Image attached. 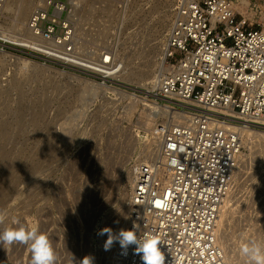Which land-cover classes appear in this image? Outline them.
Returning <instances> with one entry per match:
<instances>
[{
  "label": "rangeland",
  "instance_id": "obj_1",
  "mask_svg": "<svg viewBox=\"0 0 264 264\" xmlns=\"http://www.w3.org/2000/svg\"><path fill=\"white\" fill-rule=\"evenodd\" d=\"M18 1L11 0L10 10L0 15V136L5 128L11 140L1 143L7 148L14 144L16 158L15 173L2 176L5 220L0 232L36 228L48 235L57 264H80L86 257L90 264H102L108 237L98 233L105 227L116 233L124 201L113 202L103 192L90 201L85 191L103 188L108 175L126 182L130 168L151 157L146 156V140L136 132L134 141H124L127 128L117 119L122 97L93 92L88 82L103 85L104 80L127 93L130 87L145 90L152 83L104 79L87 71L93 77L81 67L50 62L16 44L9 37L19 35L11 16ZM174 5L175 0H84L77 24L72 20L75 51L88 60L107 52L129 66H143L160 53ZM16 81L20 86L15 87ZM242 153L231 189L234 210L225 226L233 233L229 251L238 257L243 244L258 238L264 243V141L245 144ZM0 264H31L30 247L0 246Z\"/></svg>",
  "mask_w": 264,
  "mask_h": 264
},
{
  "label": "built area",
  "instance_id": "obj_2",
  "mask_svg": "<svg viewBox=\"0 0 264 264\" xmlns=\"http://www.w3.org/2000/svg\"><path fill=\"white\" fill-rule=\"evenodd\" d=\"M72 10L71 0H48L29 17L37 42L55 55L77 53ZM156 76L145 90L130 87L133 100L118 104L119 122L143 138L158 136L165 159L136 167L123 229L136 224L138 235L161 238L166 264H229L218 233L238 170L241 129L264 130V0H175ZM113 264L143 261L134 245H119Z\"/></svg>",
  "mask_w": 264,
  "mask_h": 264
},
{
  "label": "bare ground",
  "instance_id": "obj_3",
  "mask_svg": "<svg viewBox=\"0 0 264 264\" xmlns=\"http://www.w3.org/2000/svg\"><path fill=\"white\" fill-rule=\"evenodd\" d=\"M78 1L80 5H78ZM3 6L0 8V15L2 14L3 10H10L11 8V0H3ZM46 3L48 0H19L18 3L15 5V8H13V12L11 16L13 17V26L19 31V35L17 37H9L14 38L16 41V44H19L20 46L26 47L28 50H36V51H42L47 54H50L51 56L60 57L61 60L66 59L68 63H71L73 65L86 68L91 72H94L96 74H99L102 78L106 79L109 77L118 78L120 81H132L134 79H137L139 82L148 81L149 83H154L156 80V72L159 68V56L161 54L162 48L164 46V40L162 41V47L160 50V53L155 57L151 58L148 61L144 63L143 66H129L125 64L123 60L117 61L116 58L113 59V57L110 56L107 52L99 53L97 58H94L95 60H88L87 58L83 57L81 54H75L74 56L66 57L65 55L59 56L55 55L46 48L42 47L44 45L38 43V38L35 36L33 31L28 26V20L31 15V12L33 9L39 4V3ZM84 0H71V3L73 4V10L70 13V18L75 21L77 24L79 20V7L82 5ZM86 3V1H85ZM84 3V4H85ZM57 14H60V12H56ZM103 31V30H102ZM23 32V33H22ZM102 32L99 33V36H101ZM70 61V62H69ZM121 62V63H120ZM119 63L121 64L119 66ZM20 86V82H15V87ZM88 86L91 89V91L96 92L99 90H102L103 92H111L115 95H119L125 100L127 103L133 100V97L125 92L124 90H121L119 88L108 86L106 84H98L95 82H88ZM179 118H184L182 115H178ZM137 133V132H136ZM138 134V133H137ZM8 132L5 131V128L1 132L0 136V208L3 204V194L5 193L4 189V177L3 174L6 173L9 175H13L15 173L16 168V158H13V151H14V144L10 148H7V145L1 143L2 140H11L8 136ZM141 136L140 134H138ZM135 131L127 129L124 131L123 137L125 142L134 141L135 138ZM241 138H242V145L245 146V144H248L250 147L253 143H257L258 141H264V131H256L250 129V127L245 126L241 129ZM146 140V147L145 149L148 151L146 153L147 157H151L153 159H159L162 163H165V159L161 155V145L158 139V136L154 138L153 140L148 139L147 137L144 138ZM12 142V141H11ZM13 143V142H12ZM251 144V145H250ZM240 157H244L245 154L242 153V150L240 152ZM51 156V154H49ZM148 159H145L143 163L148 162ZM162 171H165L164 165L162 164ZM135 171L136 168L132 167L130 170L126 173V182L123 181V178L118 177L117 175H108V177H104L105 186L102 188H99L96 186L95 188H88L85 191V196L87 199L92 201V199L96 198V194L98 195L100 192L107 193L109 196H111L113 202L117 200L123 199V206L120 210L119 218L116 225V233H118L121 229L124 228L125 223L128 214V205L130 201L131 191L134 186L135 182ZM169 176L164 175V182L167 183ZM129 186V187H128ZM103 189V190H102ZM232 200H233V191H231L228 203H227V209L225 212V215L223 217L222 226L220 229V232L218 233V243L220 246L221 251L224 253L227 261L229 264H245V258L238 257L237 255H231L230 249H229V240L231 239V235L233 234L232 231L226 230L225 226L228 221V218L230 214L233 213V207H232ZM93 211V208L88 207L87 214H91ZM257 243H263L262 238H258L256 240ZM119 246V243H114L112 247L109 250H105L102 253V264H113V257L116 254L117 248ZM112 260V262H111Z\"/></svg>",
  "mask_w": 264,
  "mask_h": 264
},
{
  "label": "clouds",
  "instance_id": "obj_4",
  "mask_svg": "<svg viewBox=\"0 0 264 264\" xmlns=\"http://www.w3.org/2000/svg\"><path fill=\"white\" fill-rule=\"evenodd\" d=\"M4 220L5 215L0 212V224L4 223ZM138 227L134 224L132 229H121L118 233H113L110 227H105L98 234L108 237L105 250H109L114 243H119L123 250L134 245L135 254L141 255L143 264H166L165 252L161 247L166 243L158 237L138 235ZM13 244L30 247L31 264H57V253L48 235L40 233L36 228H5L0 232V246L7 249ZM240 256L245 258V264H264V243L249 241L243 244L240 247ZM80 264H90V261L86 257Z\"/></svg>",
  "mask_w": 264,
  "mask_h": 264
}]
</instances>
